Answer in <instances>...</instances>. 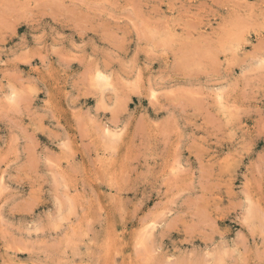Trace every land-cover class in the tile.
Returning a JSON list of instances; mask_svg holds the SVG:
<instances>
[{"label":"rangeland","instance_id":"obj_1","mask_svg":"<svg viewBox=\"0 0 264 264\" xmlns=\"http://www.w3.org/2000/svg\"><path fill=\"white\" fill-rule=\"evenodd\" d=\"M0 264H264V0H0Z\"/></svg>","mask_w":264,"mask_h":264},{"label":"bare ground","instance_id":"obj_2","mask_svg":"<svg viewBox=\"0 0 264 264\" xmlns=\"http://www.w3.org/2000/svg\"><path fill=\"white\" fill-rule=\"evenodd\" d=\"M100 73H101V72H100ZM99 75H100V74H99ZM101 75H102V74H101ZM102 81H104L103 78H102ZM111 136H112V135H111Z\"/></svg>","mask_w":264,"mask_h":264}]
</instances>
